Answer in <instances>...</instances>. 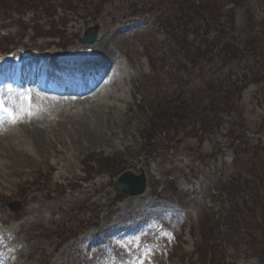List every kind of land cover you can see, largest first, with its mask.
<instances>
[{
  "label": "rangeland",
  "instance_id": "374dc122",
  "mask_svg": "<svg viewBox=\"0 0 264 264\" xmlns=\"http://www.w3.org/2000/svg\"><path fill=\"white\" fill-rule=\"evenodd\" d=\"M133 2L87 0L65 12L45 2L40 9L31 0H0V49L14 51L12 58L25 52L31 69L34 52L47 48L40 77L57 89H17L0 70V94L13 102L26 94L32 104L31 115L0 124V264H201L198 244L208 238L206 224L216 221L214 239L225 263L264 264V197L250 201L256 195L250 186L241 187L242 198L221 191L229 175L244 173L252 162L257 167L243 179L264 173V83L243 89L212 134L203 130L207 125L192 135L160 130L146 107L156 89L143 54L149 52L155 68L166 69L175 58L168 41L160 45L165 55L159 52L163 36L150 29V17L128 15ZM224 9H233L248 39L263 36L253 43L264 47V0H226ZM94 24L98 37L84 44ZM74 52L83 59L80 66L65 60ZM55 54L60 59L52 63ZM172 82L171 75L166 94ZM65 84L94 87L79 97L67 94ZM232 128L258 145L257 155L237 156L227 146ZM140 169L147 178L142 195L113 191L121 172ZM14 201L21 203L18 212L8 209ZM234 205L240 207L232 219L240 221L236 228L223 223ZM107 242L117 244L122 257Z\"/></svg>",
  "mask_w": 264,
  "mask_h": 264
},
{
  "label": "trees",
  "instance_id": "16d2710c",
  "mask_svg": "<svg viewBox=\"0 0 264 264\" xmlns=\"http://www.w3.org/2000/svg\"><path fill=\"white\" fill-rule=\"evenodd\" d=\"M31 1L36 7H41L40 9L44 7L45 2L64 11H76L87 4V0H58V4L55 3L56 0ZM134 1L131 5L132 14L148 13L150 17L156 15L157 28L162 32L163 40L169 42L175 58L170 65L173 58L170 54L165 57V60H170L168 68L165 69V65L155 68L149 52L146 53L150 70L154 72L152 86L156 89L155 93H150L146 103L150 111V122H155L160 126V130H173L177 133L184 131L185 135L197 134L196 132L202 130L205 125L207 126L203 130H210V134L220 130L223 126L221 112L224 109L233 110L236 106L234 102L249 84L264 83V47L253 43L263 39V36L257 33L251 40L248 39V30L240 28L242 22L237 20L233 9H224L226 0ZM96 4L99 8L100 4ZM164 41L161 44H164ZM163 49L160 48L159 52L165 55ZM171 75L174 88L172 87L171 93L166 94L163 91L164 84ZM198 76L202 78V82L197 84L195 79ZM197 122L200 123L198 129L195 128ZM235 133L232 128L230 134L233 138L227 146L232 147L237 156L242 152L257 155L258 145L250 144L243 134ZM255 167L257 164L252 162L244 173L238 170L236 174L229 175L222 184L221 191H225L229 197L233 196L232 194L235 197L238 193V198H242L239 195L242 193L241 187L245 186V189L250 186V190L255 191L256 195L253 193L248 197L249 200L255 204L259 202L264 197V173L258 178L255 177L258 174H251V180L243 179L246 173L253 172ZM261 189L263 192L259 191ZM242 201L243 206L249 208L248 201L244 198ZM249 209L254 211V208ZM236 211H240V207L235 205L231 211L227 210L223 221L225 225L231 224L236 228L240 224V221H232ZM218 224L217 221L206 224L205 233L208 238L204 237L200 240V245L198 244L201 252L197 255L198 263H210L211 252L212 264H228L223 261V247L214 239ZM245 228L251 238V226ZM203 246L207 248L203 250Z\"/></svg>",
  "mask_w": 264,
  "mask_h": 264
},
{
  "label": "water",
  "instance_id": "95a60500",
  "mask_svg": "<svg viewBox=\"0 0 264 264\" xmlns=\"http://www.w3.org/2000/svg\"><path fill=\"white\" fill-rule=\"evenodd\" d=\"M98 29V25L89 27L82 38V41L93 43L98 35ZM112 187L116 193H122L128 197L142 194L146 189V175L142 169L138 175L130 170L124 171L113 182ZM9 207L12 211H17L19 209V206H16V203L11 204Z\"/></svg>",
  "mask_w": 264,
  "mask_h": 264
},
{
  "label": "snow or ice",
  "instance_id": "6c2138e0",
  "mask_svg": "<svg viewBox=\"0 0 264 264\" xmlns=\"http://www.w3.org/2000/svg\"><path fill=\"white\" fill-rule=\"evenodd\" d=\"M32 114V104L30 97L26 94L21 95L18 101L13 102L0 94V124L4 123L5 117L12 122L16 123L24 115ZM142 264V262H140Z\"/></svg>",
  "mask_w": 264,
  "mask_h": 264
},
{
  "label": "bare ground",
  "instance_id": "6f19581e",
  "mask_svg": "<svg viewBox=\"0 0 264 264\" xmlns=\"http://www.w3.org/2000/svg\"><path fill=\"white\" fill-rule=\"evenodd\" d=\"M13 62H14V61H13ZM1 69H5L4 66H2V67L0 68V70H1ZM23 73H24V72H23ZM24 74H25V73H24ZM89 91H90V89L85 88L84 90H82L81 92H79V94H80V95H84V94L86 95V94H88Z\"/></svg>",
  "mask_w": 264,
  "mask_h": 264
}]
</instances>
